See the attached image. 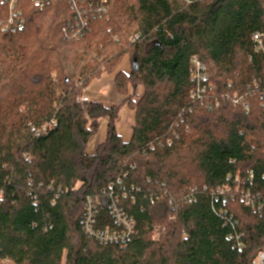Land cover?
I'll return each mask as SVG.
<instances>
[{
  "label": "trees",
  "instance_id": "obj_1",
  "mask_svg": "<svg viewBox=\"0 0 264 264\" xmlns=\"http://www.w3.org/2000/svg\"><path fill=\"white\" fill-rule=\"evenodd\" d=\"M18 1L24 28L0 24V264H255L264 205L246 207L235 189L264 200V52L252 35L264 34V0H108L109 19L73 43L62 33L74 14L67 0L43 9ZM7 15L0 0V23ZM195 55L216 84L206 102L250 93L248 114L227 100L213 110L191 100ZM125 56L131 72L117 73L119 92L144 88L128 101L130 142L117 134L120 106L79 99ZM105 118L106 142L88 155ZM86 198L101 203L100 229L115 228L109 204L119 199L135 221L128 243L89 237Z\"/></svg>",
  "mask_w": 264,
  "mask_h": 264
},
{
  "label": "built area",
  "instance_id": "obj_2",
  "mask_svg": "<svg viewBox=\"0 0 264 264\" xmlns=\"http://www.w3.org/2000/svg\"><path fill=\"white\" fill-rule=\"evenodd\" d=\"M39 9H43L52 5L53 0H29ZM70 10L72 11L73 17L72 20H69L63 27V39L67 42L73 43L74 41H79L84 38L87 33L90 31V23L94 20L107 17L108 12V0H67ZM3 2L8 5V17L1 22L2 29L15 33L21 31L24 28L25 21L20 15V3L18 0H3ZM253 42L254 49L258 53L261 51L264 52V34L254 33ZM139 38L138 35H135L131 38L133 42L137 41ZM191 75L190 80L193 82L194 87L190 92L191 100L194 103L204 104L207 99V92L216 88L214 81L210 79L208 72V67L198 56L191 57L190 60ZM254 86L258 87L259 85L254 82ZM249 94L246 96L234 94L223 95L219 99H216L214 103L206 102V108L209 110L219 109L222 100H227L241 107L246 114L250 110L249 103ZM80 101L83 103L90 102L86 96H81ZM32 132L36 135H41L45 132V127L42 129H31ZM253 172L250 171L248 174V181L251 183L253 181ZM224 192H230L229 188L223 189L220 194L223 197ZM235 192L240 193L241 200L246 207H249L253 210H259L263 212L264 200L260 196H256L255 193L241 190L240 183L237 182V187ZM194 190L187 194L184 198L186 203L194 202ZM86 209L85 216L82 219V226L85 229L86 233L90 238L97 240L98 242L104 245L110 244H126L129 242L131 237L135 232V221L133 218L129 217L127 213L120 207L119 199L112 198L109 204V213L112 215V219L115 224V228L108 227L106 229H100L96 227L97 218L99 215V200H93L86 198ZM169 208L172 214L176 213V206L173 201H169ZM230 239L234 240L237 246H241V236H238L236 232L229 235ZM255 264H264V250L261 251L256 259Z\"/></svg>",
  "mask_w": 264,
  "mask_h": 264
},
{
  "label": "crops",
  "instance_id": "obj_3",
  "mask_svg": "<svg viewBox=\"0 0 264 264\" xmlns=\"http://www.w3.org/2000/svg\"><path fill=\"white\" fill-rule=\"evenodd\" d=\"M123 72L125 74H130L131 72V63L130 57L125 56L117 67V71L114 73H103L99 78L92 80L89 85V88L85 90L84 96H86L89 101L97 102L110 107H118L119 109V119L117 120L115 126L117 134L125 142H130L133 136V128L136 120V111L135 108H132L128 103L127 95H131L134 91L133 87L128 88L127 95H123L119 92L117 85L115 83V78L117 73ZM144 92V88L139 86L136 89V95L140 96ZM108 120L102 119L99 122L98 132L91 137L88 141L89 143L86 146V154L92 155L96 152L98 147L104 144L108 132Z\"/></svg>",
  "mask_w": 264,
  "mask_h": 264
},
{
  "label": "rangeland",
  "instance_id": "obj_4",
  "mask_svg": "<svg viewBox=\"0 0 264 264\" xmlns=\"http://www.w3.org/2000/svg\"><path fill=\"white\" fill-rule=\"evenodd\" d=\"M8 17V16H7ZM108 18L107 19H109V17H110V15H108L107 16ZM6 19V18H5ZM5 19H3L2 21H4ZM1 21V22H2ZM1 24V23H0ZM130 63H131V61H130ZM118 67V66H117ZM117 71V68H116V70L114 71V72H116ZM114 72H111V73H114ZM85 92V91H84ZM144 93V92H143ZM142 93V94H143ZM231 94V93H230ZM234 94H237L236 93V91H233V93H232V95H234ZM83 95H84V93H83ZM82 95V96H83ZM141 96L142 95H140V96H138V95H136V90H134L133 91V93L131 94V95H127V97H128V101L132 104V106L134 105V104H136L138 101H139V99L141 98ZM153 238H155V240H157V239H159V234L158 233H156V234H154L153 235Z\"/></svg>",
  "mask_w": 264,
  "mask_h": 264
}]
</instances>
